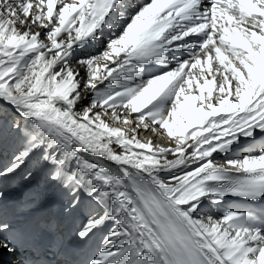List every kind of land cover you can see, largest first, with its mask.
<instances>
[{
	"label": "snow or ice",
	"instance_id": "snow-or-ice-1",
	"mask_svg": "<svg viewBox=\"0 0 264 264\" xmlns=\"http://www.w3.org/2000/svg\"><path fill=\"white\" fill-rule=\"evenodd\" d=\"M4 253L264 264V0H0Z\"/></svg>",
	"mask_w": 264,
	"mask_h": 264
},
{
	"label": "bare ground",
	"instance_id": "bare-ground-1",
	"mask_svg": "<svg viewBox=\"0 0 264 264\" xmlns=\"http://www.w3.org/2000/svg\"><path fill=\"white\" fill-rule=\"evenodd\" d=\"M97 243H98V241H97ZM95 246V245H94Z\"/></svg>",
	"mask_w": 264,
	"mask_h": 264
}]
</instances>
